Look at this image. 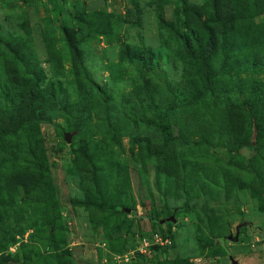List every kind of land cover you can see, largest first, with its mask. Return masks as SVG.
<instances>
[{
	"label": "rangeland",
	"instance_id": "374dc122",
	"mask_svg": "<svg viewBox=\"0 0 264 264\" xmlns=\"http://www.w3.org/2000/svg\"><path fill=\"white\" fill-rule=\"evenodd\" d=\"M228 254L264 264V0H0V264Z\"/></svg>",
	"mask_w": 264,
	"mask_h": 264
},
{
	"label": "water",
	"instance_id": "95a60500",
	"mask_svg": "<svg viewBox=\"0 0 264 264\" xmlns=\"http://www.w3.org/2000/svg\"><path fill=\"white\" fill-rule=\"evenodd\" d=\"M71 138H72V134H68V133H67V134L65 135V140H66V142L69 143V144H70L71 141H72ZM246 151H247V150L245 149L244 154L248 157V159H250V158H251V154L248 153V152L246 153ZM164 222H172V223H175V222H176V219L172 216V217H169L168 219L162 221V223H164ZM229 238H232V237H229ZM224 240H225V239H221V240H220V243H221L222 246H224ZM228 256H229V258H230V260H231V264H237L236 261H234V260L232 259V257L230 256V254H228Z\"/></svg>",
	"mask_w": 264,
	"mask_h": 264
},
{
	"label": "trees",
	"instance_id": "16d2710c",
	"mask_svg": "<svg viewBox=\"0 0 264 264\" xmlns=\"http://www.w3.org/2000/svg\"><path fill=\"white\" fill-rule=\"evenodd\" d=\"M224 18V20H226V22H228V23H230V22H242L241 21V19L237 16V15H235V14H230V15H228L227 17H223ZM247 18V17H246ZM220 21V20H219ZM218 21V22H219ZM186 48H187V46H186ZM183 50H184V52H185V55H186V57L188 58L189 56H191V52L190 53H187L186 54V49L185 48H183ZM192 53H193V51H192ZM209 58H211V57H209ZM248 149V148H247ZM246 149V150H247ZM245 150V149H244ZM243 153V152H242ZM251 154V153H250ZM243 155L246 157V159L249 161L250 159H248V157L243 153Z\"/></svg>",
	"mask_w": 264,
	"mask_h": 264
}]
</instances>
